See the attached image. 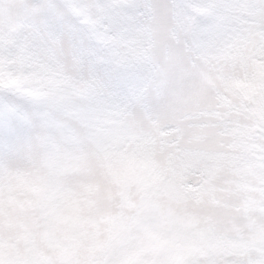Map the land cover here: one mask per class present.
Listing matches in <instances>:
<instances>
[{
  "label": "snow or ice",
  "instance_id": "6c2138e0",
  "mask_svg": "<svg viewBox=\"0 0 264 264\" xmlns=\"http://www.w3.org/2000/svg\"><path fill=\"white\" fill-rule=\"evenodd\" d=\"M0 264H264V0H0Z\"/></svg>",
  "mask_w": 264,
  "mask_h": 264
}]
</instances>
